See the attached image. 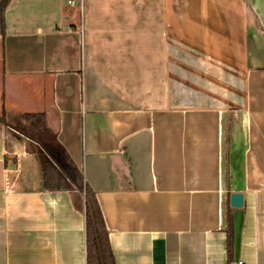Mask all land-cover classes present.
<instances>
[{"label": "crops", "instance_id": "0c3cea01", "mask_svg": "<svg viewBox=\"0 0 264 264\" xmlns=\"http://www.w3.org/2000/svg\"><path fill=\"white\" fill-rule=\"evenodd\" d=\"M4 109L45 114L114 264H264V0H8ZM0 264H86L82 209L1 125Z\"/></svg>", "mask_w": 264, "mask_h": 264}, {"label": "trees", "instance_id": "16d2710c", "mask_svg": "<svg viewBox=\"0 0 264 264\" xmlns=\"http://www.w3.org/2000/svg\"><path fill=\"white\" fill-rule=\"evenodd\" d=\"M8 0H2V14ZM0 115V125L24 142L27 152L34 153L40 164L42 188L48 192H66L82 209L85 217L86 264H114L108 232L95 193L84 180L82 171L59 143L57 133L47 126L42 112L24 113L18 123L9 125ZM233 232H227L228 259L233 253Z\"/></svg>", "mask_w": 264, "mask_h": 264}, {"label": "water", "instance_id": "95a60500", "mask_svg": "<svg viewBox=\"0 0 264 264\" xmlns=\"http://www.w3.org/2000/svg\"><path fill=\"white\" fill-rule=\"evenodd\" d=\"M242 195L234 193L230 195V206L232 208H240L242 206Z\"/></svg>", "mask_w": 264, "mask_h": 264}, {"label": "rangeland", "instance_id": "374dc122", "mask_svg": "<svg viewBox=\"0 0 264 264\" xmlns=\"http://www.w3.org/2000/svg\"><path fill=\"white\" fill-rule=\"evenodd\" d=\"M1 114H3L4 115V122H6L7 124H9V125H15V124H17L18 123V120H20V117L21 116H23V114L24 113H20L19 115H17V116H15V115H12L11 117V119H8L7 118V116H6V112H5V109H4V111L3 112H1ZM0 114V115H1ZM48 126V125H47ZM49 127V126H48ZM54 131V130H53Z\"/></svg>", "mask_w": 264, "mask_h": 264}, {"label": "built area", "instance_id": "2783aa9c", "mask_svg": "<svg viewBox=\"0 0 264 264\" xmlns=\"http://www.w3.org/2000/svg\"><path fill=\"white\" fill-rule=\"evenodd\" d=\"M68 6H77L80 14L82 12L83 0H66Z\"/></svg>", "mask_w": 264, "mask_h": 264}]
</instances>
